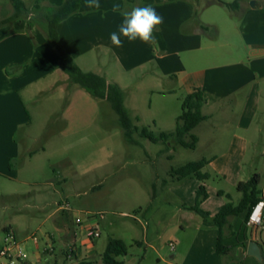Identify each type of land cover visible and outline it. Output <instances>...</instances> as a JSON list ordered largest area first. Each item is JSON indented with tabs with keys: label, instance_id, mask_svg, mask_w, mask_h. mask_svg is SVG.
I'll return each mask as SVG.
<instances>
[{
	"label": "rangeland",
	"instance_id": "1",
	"mask_svg": "<svg viewBox=\"0 0 264 264\" xmlns=\"http://www.w3.org/2000/svg\"><path fill=\"white\" fill-rule=\"evenodd\" d=\"M0 2L5 3L2 19L14 11V5L10 0ZM23 3L26 10L33 1L24 0ZM44 7L42 4L41 9ZM41 9L40 14L28 22L35 21L32 23L42 26L40 16L48 8ZM33 11L39 12V9L34 7ZM21 18L27 19L24 15ZM153 33L159 38L156 28ZM161 44L159 41L152 46V61L144 67L128 68L124 61L108 55L102 59L105 65L100 67L94 66L91 60L94 70L102 68L119 82L124 105L140 129L134 133L133 140L125 136L119 115L110 101H98L85 89L82 104L86 109L96 104L97 114L94 119L90 118L93 121L87 119L83 128L70 132L67 137L58 135L62 123L48 117L51 107L59 103L56 93L35 99L26 97L32 117L30 131L35 139L27 144L24 132L19 138L25 148L36 150V153L24 168L26 174L38 182L35 188H47L48 203L43 208L34 207V193L3 196L2 192L10 189L0 181V227L5 223L13 224L30 261L41 256L35 264H78L81 259L103 263L102 254L111 238L122 239L127 244V254L119 257L123 264H214L224 257L208 249L200 230L204 218L192 207L206 211L218 206L222 199L232 200L221 197L220 190L237 199L241 192L234 177L239 164L230 162L225 175L211 163L205 166L203 171L209 178L204 181L207 197L202 199L198 198L197 191L203 182L196 177L175 180L172 169L192 160L224 154L238 131L233 126L224 127L226 121L218 114L215 119L193 129L192 133L201 138L196 148L178 144L174 138L156 142L140 135L143 127L154 136L174 131L183 99L188 94L186 89L180 90L178 84L174 85V75H169L173 80H160L155 74V71L162 72L161 62L176 58L172 50ZM132 52L139 53L137 49ZM136 58L134 55L129 63ZM172 85L177 88L176 94L158 93L171 90ZM263 145L264 141L262 148ZM43 146L46 149H42ZM253 150L256 147H252ZM242 165L243 180L252 175L255 167L263 172L259 186L263 188V162L249 160ZM66 202L71 209L60 208ZM77 216L82 218L84 226L87 222L96 226L100 237L91 242L86 234H75L79 229L75 222ZM34 234L38 236L37 243L32 240ZM3 236L0 233V246ZM171 241L174 249L169 244ZM75 247L79 249L72 251Z\"/></svg>",
	"mask_w": 264,
	"mask_h": 264
},
{
	"label": "crops",
	"instance_id": "2",
	"mask_svg": "<svg viewBox=\"0 0 264 264\" xmlns=\"http://www.w3.org/2000/svg\"><path fill=\"white\" fill-rule=\"evenodd\" d=\"M31 1L33 4L27 9L28 15L24 16L27 19L19 18L0 26V181L10 189L2 192L3 196L34 193V207L43 208L48 203L47 188H35L38 182L30 178L24 168L36 150L25 148L19 138V134L24 132L27 144L35 139L30 131L32 117L26 97L35 99L43 94H57L59 103L51 107L48 117L62 123L58 134L62 137L83 128L87 119L95 118L97 109L96 104L89 109L82 104L83 97H86L84 88L72 82L62 69V58L48 40L43 22L42 26L28 24L29 20L40 14L42 4L45 5L41 9L44 11L51 5H61L64 0ZM146 1L100 0L99 12L86 4L59 24L61 41L83 70L99 73L108 83L120 86L116 78L108 76V71L102 68L94 70L90 64L94 62L93 65L98 67L105 65L102 59L106 55L124 61L128 68L144 67L148 61L151 62L150 54L155 43L129 42L121 37V46L117 47L109 37L112 32L118 33L125 13L133 8L152 5L157 14L163 17V22L156 27L160 36L155 37V42L160 41L176 57L161 62L162 72L155 71V74L160 80L174 75V85L178 84L177 88L186 89L187 93L202 89L206 97L203 112L209 117L201 123L213 120L219 114L226 121L224 127L233 126L238 131L230 141L227 152L203 157L209 161L206 167L211 163L219 173L225 175L230 169V162L236 161L239 166L234 183L246 181L259 173L261 184L263 172L258 167L252 169V175L246 180H243L240 172L242 164L249 160L264 164V148L261 147L264 141V0H240L237 9L226 4L234 0ZM3 4L0 2V15L5 12ZM113 5H119V10L114 12ZM34 7L39 12H34ZM133 49L139 53H133ZM134 55L138 58L130 60V64L129 59ZM162 55L163 59L166 53ZM80 58L83 59L81 62ZM177 88L172 85L171 90H159L158 93L176 94ZM200 140L198 135L197 143ZM252 147H256V150L252 151ZM42 149H46L45 146ZM260 189L264 199V186ZM228 195L235 203L242 198V192L235 199L230 193L220 190L221 197L229 199ZM225 203L222 199L218 206L209 207L206 211L213 216ZM245 217V213L231 216L229 224L224 227L225 233L238 243L228 256L216 251L219 227L204 220L200 230L205 244L217 255L224 256L214 264H225L230 257L253 264L252 257L255 256L248 253V244L252 240L259 243L262 252L261 260L255 258L264 264V229L258 225H248ZM89 224L87 222L85 227ZM8 228L17 233L11 223L3 224L0 233L3 234ZM243 241H247L246 247L242 245ZM74 249L77 251L79 248ZM91 250L88 248V251ZM40 258L38 255V259L32 263L40 261Z\"/></svg>",
	"mask_w": 264,
	"mask_h": 264
},
{
	"label": "trees",
	"instance_id": "3",
	"mask_svg": "<svg viewBox=\"0 0 264 264\" xmlns=\"http://www.w3.org/2000/svg\"><path fill=\"white\" fill-rule=\"evenodd\" d=\"M221 1V0H220ZM14 5V12L0 19V26L14 22L15 20L27 16L28 10H25L22 0H11ZM240 0L227 2L226 4L232 8H239ZM86 5V0H64L61 5H51L48 11L41 13V19L45 26L46 35L50 43L56 48L61 56V67L68 73L72 82L84 88L87 92L98 99H107L112 104V107L119 115V122L124 129L125 136L133 140L134 133L139 131V126L135 124V120L127 111L124 105V96L120 86L116 83H108L106 78L94 71H85L75 61L74 57L68 53L64 44L61 41L59 34V24L78 12L82 6ZM197 14V11H196ZM35 21H30L28 24L32 25ZM32 23V24H31ZM206 103V97L202 89L197 88L188 93L182 102V112L176 121V128L172 132H161L159 135L154 136L143 127L140 131L141 136L150 138L153 141L167 142L174 138L178 144L185 147L196 148L198 136L192 133L193 129L206 120L209 116L203 112V106ZM190 135L191 139L188 140L187 136ZM209 163L206 158L192 160L177 168L172 169V176L175 180H183L188 177H196L202 182L209 178V174L204 172V167ZM261 182V175L254 174L246 181H240L237 188L242 192V198L238 203L229 200L221 206L216 214L213 216L198 206L192 207L200 213L204 220L216 224L219 227L220 233L216 243V251L218 254L228 256L232 248L238 245L236 239L227 235L224 227L229 224L231 216H238L245 213V222H247L253 207L261 200L262 191L259 187ZM198 198L202 199L207 197L205 184H201L198 189ZM231 197L230 195H228ZM242 245L247 246V241H243ZM128 252L127 244L119 238H111L102 254L103 263H98L89 259H81L78 264H123V260L119 257L126 255ZM253 264H261L260 261L252 257ZM225 264H249L246 261L237 260L230 257Z\"/></svg>",
	"mask_w": 264,
	"mask_h": 264
},
{
	"label": "clouds",
	"instance_id": "4",
	"mask_svg": "<svg viewBox=\"0 0 264 264\" xmlns=\"http://www.w3.org/2000/svg\"><path fill=\"white\" fill-rule=\"evenodd\" d=\"M86 4L96 12L101 9L100 0H86ZM118 10L119 5H113V11ZM162 22L163 17L157 14L152 5L133 8L131 12L124 14L118 33L112 32L109 38L111 43L117 47L121 46V37L126 38L129 42L139 40L142 43L154 44L155 36L153 32ZM262 212H264V201H259L253 207L250 219L258 222Z\"/></svg>",
	"mask_w": 264,
	"mask_h": 264
},
{
	"label": "built area",
	"instance_id": "5",
	"mask_svg": "<svg viewBox=\"0 0 264 264\" xmlns=\"http://www.w3.org/2000/svg\"><path fill=\"white\" fill-rule=\"evenodd\" d=\"M264 201V200H261ZM61 208L63 209H71L68 202L64 203ZM251 215V213H250ZM249 218L247 220L248 225H258L261 226L264 229V215L262 212L260 220L253 221ZM79 225V229L75 231V234L79 232L80 234H86L87 238L93 242L97 238L100 237L101 233L99 229L96 226H93L92 223L88 226H84L82 224V218L77 216L76 221ZM3 244L0 247V264H34L32 261H30L27 251L25 250L23 246V242L17 239L16 233L13 229L8 228L3 232ZM32 240L37 243L38 242V236L34 234L32 236ZM171 248H175L174 242L169 243ZM75 250V249H74ZM73 251V249H72Z\"/></svg>",
	"mask_w": 264,
	"mask_h": 264
},
{
	"label": "water",
	"instance_id": "6",
	"mask_svg": "<svg viewBox=\"0 0 264 264\" xmlns=\"http://www.w3.org/2000/svg\"><path fill=\"white\" fill-rule=\"evenodd\" d=\"M251 3H253V1ZM263 215H264V212H263ZM248 253L250 255L257 257L260 260L262 259L261 247H260L259 243L255 240H252L249 242Z\"/></svg>",
	"mask_w": 264,
	"mask_h": 264
}]
</instances>
